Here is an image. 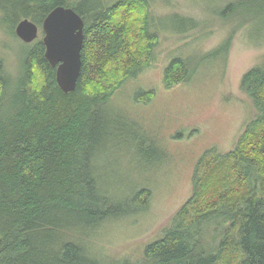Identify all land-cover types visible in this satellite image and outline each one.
I'll use <instances>...</instances> for the list:
<instances>
[{"label": "trees", "instance_id": "1", "mask_svg": "<svg viewBox=\"0 0 264 264\" xmlns=\"http://www.w3.org/2000/svg\"><path fill=\"white\" fill-rule=\"evenodd\" d=\"M58 6L85 21L74 92L59 87L43 40L26 51L18 81L6 78L0 59V264H103L89 250L96 230L146 209L152 196L141 189L129 203L113 205L99 186L96 160L109 123L106 102L154 58L159 37L151 31V2L0 0L2 20L12 22L14 34L23 19L42 25ZM222 14L264 24V0H232ZM188 62H171L168 87L192 77ZM242 90L259 115L237 145L202 157L191 198L141 261L111 264H264V65L244 75ZM153 96L140 92L136 99Z\"/></svg>", "mask_w": 264, "mask_h": 264}, {"label": "rangeland", "instance_id": "2", "mask_svg": "<svg viewBox=\"0 0 264 264\" xmlns=\"http://www.w3.org/2000/svg\"><path fill=\"white\" fill-rule=\"evenodd\" d=\"M105 1L108 6L119 0ZM231 1L150 0L151 31L159 37L154 58L106 102L109 123L96 160L99 186L113 205L129 203L141 189L152 196L146 209L108 219L96 230L89 250L103 264L141 261L146 247L164 236L191 198L202 157L210 150L231 151L259 115L242 90V78L264 65V24L240 15L224 18ZM2 15L0 59L6 78L18 81L34 42H23ZM39 28L38 41L44 37ZM176 58L187 59L194 74L168 87L165 71ZM150 91V102L136 99ZM229 225L224 223L223 229Z\"/></svg>", "mask_w": 264, "mask_h": 264}, {"label": "water", "instance_id": "3", "mask_svg": "<svg viewBox=\"0 0 264 264\" xmlns=\"http://www.w3.org/2000/svg\"><path fill=\"white\" fill-rule=\"evenodd\" d=\"M42 29L45 57L56 68V80L65 94L77 89L82 75V49L85 39V21L73 8L58 6L45 18ZM39 25L23 19L16 27V35L25 43L39 38Z\"/></svg>", "mask_w": 264, "mask_h": 264}]
</instances>
